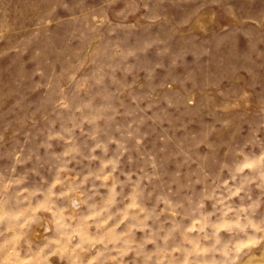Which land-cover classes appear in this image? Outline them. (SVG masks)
I'll use <instances>...</instances> for the list:
<instances>
[{
  "label": "rangeland",
  "instance_id": "374dc122",
  "mask_svg": "<svg viewBox=\"0 0 264 264\" xmlns=\"http://www.w3.org/2000/svg\"><path fill=\"white\" fill-rule=\"evenodd\" d=\"M117 157L165 232L86 219ZM261 158L264 0H0V226L30 198L34 250L71 218L105 264H264Z\"/></svg>",
  "mask_w": 264,
  "mask_h": 264
},
{
  "label": "clouds",
  "instance_id": "9594fccd",
  "mask_svg": "<svg viewBox=\"0 0 264 264\" xmlns=\"http://www.w3.org/2000/svg\"><path fill=\"white\" fill-rule=\"evenodd\" d=\"M96 147L100 148L102 145L97 144ZM88 159L96 161L98 158L91 156ZM261 159L264 160V158ZM117 162L118 157L117 160H107V162L100 159L96 170L90 171L84 177V182H93L92 194L88 197L91 214L86 219L92 220L96 227H102L104 223L111 221L109 227L113 231L120 225L125 224V221L128 222L125 225V229H127L133 221L139 219L141 223L151 221L156 229L155 235L165 232L164 224L167 221L160 220L161 214L156 213L155 209L152 210L153 214H149L143 207L151 199V193H145L138 185L130 182V177L128 181H121L119 177L123 173L118 172ZM261 172L264 174V169H261ZM114 173L116 175H113ZM101 180H107L109 183H96ZM117 188H119V191H117ZM125 188H129L131 191L126 192ZM100 189L105 190L106 194L102 195ZM31 195L36 196L39 194L33 193ZM25 200L28 202L25 203ZM187 203L191 205V201H187ZM176 207L182 208L183 205L177 204ZM199 207H202V205ZM199 207H192L191 212H197ZM10 210L13 213L10 217L11 220H18L19 223L15 224L14 227L10 223L0 226V251L8 252L11 250L16 256H19L20 251H23L28 259H18L15 264H47L52 256H60L61 259L69 257V264H105V260L101 259L102 253L89 256L87 242L82 243L78 239L75 243L73 242L74 238L78 237L75 228L76 223L80 221L74 223L71 218H67L64 224L59 225L53 237H45L44 242L36 244L34 250L33 241L27 238V234L23 238L18 234L29 223L28 217L33 215L31 199L23 197L22 194L15 197L14 203L10 205ZM5 219H9V217H5ZM47 222L52 223L51 220ZM172 231H175V228ZM170 235L171 232H168L163 238L167 240ZM121 243H126V241H121ZM108 251H111V249ZM62 253L63 255H61Z\"/></svg>",
  "mask_w": 264,
  "mask_h": 264
}]
</instances>
